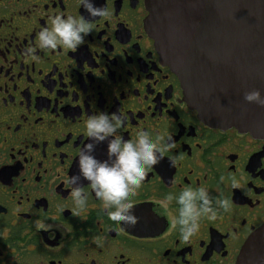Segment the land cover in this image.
I'll use <instances>...</instances> for the list:
<instances>
[{
  "label": "flooded vegetation",
  "instance_id": "af4514ba",
  "mask_svg": "<svg viewBox=\"0 0 264 264\" xmlns=\"http://www.w3.org/2000/svg\"><path fill=\"white\" fill-rule=\"evenodd\" d=\"M91 2L108 15L90 17L80 0H0V264H236L264 224V134L199 118L165 59L163 20L148 0ZM57 14L92 20L77 51L39 49L38 33ZM118 110L125 140L145 131L177 145L132 198L134 227L111 221L83 179L88 198L78 208L67 183L89 142L87 118ZM106 150L104 142L94 154L104 160ZM189 186L231 208L202 218L184 242L173 226L176 200L166 209L159 202Z\"/></svg>",
  "mask_w": 264,
  "mask_h": 264
},
{
  "label": "water",
  "instance_id": "95a60500",
  "mask_svg": "<svg viewBox=\"0 0 264 264\" xmlns=\"http://www.w3.org/2000/svg\"><path fill=\"white\" fill-rule=\"evenodd\" d=\"M163 20L164 56L187 102L218 128L264 134V107L244 93L264 96V0H148ZM236 264H264V224L242 245Z\"/></svg>",
  "mask_w": 264,
  "mask_h": 264
},
{
  "label": "clouds",
  "instance_id": "9594fccd",
  "mask_svg": "<svg viewBox=\"0 0 264 264\" xmlns=\"http://www.w3.org/2000/svg\"><path fill=\"white\" fill-rule=\"evenodd\" d=\"M90 17H105L106 8L95 6L91 0H80ZM52 27L44 28L38 33V47L41 50H55L64 47L73 52L85 43V37L92 31V20L81 16L79 19L62 14L50 18ZM36 49L28 47L26 56H32ZM244 100L250 104L264 107V96L259 89H252L244 93ZM125 123L124 116L119 112H98L90 115L86 122L89 142L78 153V174L68 178L71 186L70 195L78 208H83L88 194L85 192L81 179L88 181V186L95 197L103 204L108 218L121 226L134 227L139 218L133 212V197L147 179L152 168L159 164L165 154L176 149V141L171 134L156 135L152 138L147 132L139 131L135 140H125L119 134ZM107 142L104 160L96 157V147ZM170 163L175 166L176 158ZM239 185L233 180V187ZM176 200L179 205L178 219L173 226L179 225V232L184 242L199 231L202 218L216 219L223 212L230 211L231 202L221 197H213L204 188L193 189L191 186L183 188L178 197L168 195L159 204L165 209ZM73 215H77L74 211ZM42 230H50L51 225L42 224Z\"/></svg>",
  "mask_w": 264,
  "mask_h": 264
}]
</instances>
